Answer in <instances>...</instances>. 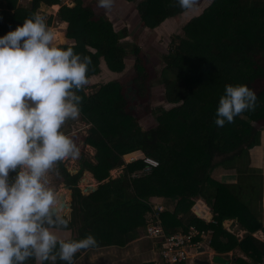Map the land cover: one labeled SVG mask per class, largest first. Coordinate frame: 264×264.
Returning a JSON list of instances; mask_svg holds the SVG:
<instances>
[{"label": "trees", "instance_id": "obj_1", "mask_svg": "<svg viewBox=\"0 0 264 264\" xmlns=\"http://www.w3.org/2000/svg\"><path fill=\"white\" fill-rule=\"evenodd\" d=\"M125 1L135 3L140 23L148 29L171 18L184 19L180 32L172 36V45L161 56L159 73L138 46L127 50L121 44L127 30H115L111 19L96 14L95 2L84 7L78 0L76 7L63 6L57 16L63 23L58 29L60 47H72L75 53L91 58L89 82L77 94L82 97L81 118L91 125L84 143L96 150L95 162L83 160L75 175L67 171L65 162L56 164L74 187V211L86 215L80 238L71 240L92 234L96 247H124L145 230L144 216L150 210L147 201L157 197L169 205L159 214L167 235L186 232L190 226L210 229V248L217 257L224 260L226 253L237 250L240 256L233 255V264H264V242L253 236L256 231L264 232L259 218L264 175L247 167L248 151L259 143L264 130V88L256 89V84L264 81V0H212L204 9V0H198L191 11L182 9L177 0ZM42 3L56 6L60 0H31L29 6L20 0H0V37L39 13ZM194 10L201 12L196 16L191 13ZM42 16L53 27V16ZM53 31L57 42L58 34ZM127 56L134 58L130 80L140 101H147L152 81L158 78L164 101L173 105L170 109L146 105L145 112L154 117L155 124L145 129L139 117L129 111L122 81L92 84L102 63L113 74L123 73ZM228 84L248 85L257 95V107L235 117L234 123L218 127L216 111ZM88 88L96 90L86 94ZM136 151L157 160L158 166L144 172L141 158L125 163L123 157ZM218 166L235 169L236 182L213 179L211 172ZM120 168L122 176L113 179L111 172ZM85 170L101 183L90 195H83L78 188ZM107 179L110 181L105 182ZM199 199L212 212V223L194 214L192 206ZM226 219L236 221L238 230L246 232L242 239L223 228ZM57 264L65 262L58 260Z\"/></svg>", "mask_w": 264, "mask_h": 264}, {"label": "clouds", "instance_id": "obj_2", "mask_svg": "<svg viewBox=\"0 0 264 264\" xmlns=\"http://www.w3.org/2000/svg\"><path fill=\"white\" fill-rule=\"evenodd\" d=\"M113 2L98 0V5L110 10ZM177 2L186 11L198 4ZM90 64V57L58 46L39 13L0 37V264H75L79 251L97 246L92 234L80 240L57 235L68 228L70 217L48 178L58 161L80 154L61 129L80 115L77 93L89 82ZM256 107L257 95L248 85L228 84L214 123L224 127Z\"/></svg>", "mask_w": 264, "mask_h": 264}, {"label": "rangeland", "instance_id": "obj_3", "mask_svg": "<svg viewBox=\"0 0 264 264\" xmlns=\"http://www.w3.org/2000/svg\"><path fill=\"white\" fill-rule=\"evenodd\" d=\"M92 1H94V0H90V2H92ZM96 1H98V0H96ZM211 1L212 0H204L201 4L202 9L207 7ZM27 3L28 2H26L25 4L27 6H29L30 3L29 4H27ZM97 12L104 13L109 19H111L115 30H121L123 27L127 30V33H128L127 38L121 40L120 41L121 44L123 46H125L127 48V50L132 48L131 47L132 45L138 46L141 49V53H142L143 58H145V60L149 64L150 63L153 64L157 73H159V70H160L159 68H161L163 66V64H161V56L164 55L166 53L168 47L172 45V36H174L175 34H178L180 32L181 27L184 24V19L171 18V19H168L167 21H165L163 24H161V26H158L154 29H148L147 27H144L140 23V18H139L138 12L136 10L135 3H127L124 0H114L113 6L110 10L100 8V10ZM42 13H44V12L41 9H39V14L42 15ZM199 14H200V12H198L196 14V16ZM57 23L58 22H54L53 25L55 28L59 29L60 24H57ZM124 63H125V69H124V72L121 74L109 73L107 68H106V65H104V63H102L101 74L96 76L97 78H101V79H98L99 82H97V83L92 82V84H94V83L98 84V85L99 84H105V83L113 81V80L122 81L123 88H124V96L129 102V111H133L135 113V115H137L139 117V124L141 125L142 128L145 129V128L151 127L155 124V120L151 114H148L145 112V106L150 105L152 108L162 107L165 109H170L173 107V105L166 103L164 101V99H163L164 88H163V85H161L158 82V80H157L158 78H156L152 81L153 85H152V88L149 92V98L146 99L147 101H145V102L140 101V99L136 95L135 89H133V87L131 86V80H130V77L134 74V72H133L134 58L131 56H127ZM96 88H97V86H96ZM96 88H88L86 90V94H91L92 92H94L96 90ZM262 88H264V81H261L258 84H256V89L259 90ZM90 128H91V125L86 124V122L82 120L81 115H79V117L75 120L68 119L65 122V124L62 126L61 130L65 134L70 135L72 137V139L74 140V142L77 144V146L81 147L82 146L81 144H84V140H83L84 137L89 136ZM80 147H79L80 154L77 158L68 157V158L64 159L68 163V165L74 164V160H76L75 161L76 166H80V164H82L83 160H91V161L94 160V157L96 155V150L94 148H92V147L89 148L85 144L83 146V149ZM82 153L84 154L83 159L81 158ZM142 156L143 155L140 154L138 156V159ZM129 157L126 158V160L129 159ZM93 162H95V160ZM221 167H223V166H221ZM120 170L122 171L121 168L116 169L114 171L115 175ZM49 174L52 177V179H51L52 182L51 181L50 182L54 185V187L59 192H61L63 184L65 182H62L63 178L59 177L60 173L57 169L55 170V166H54V169ZM121 174H122V172H121ZM10 176L14 177V175H12V174ZM82 176H84V175H82ZM213 177H217V176H215V173H213ZM82 180H83V178L80 179L78 186L84 185L81 183ZM82 188H84V187L82 186ZM82 194L83 195H90L91 193L85 194L82 190ZM147 205L149 207L156 205L158 208L161 209V211H159L157 214L158 219H159V214L161 212H163L166 208L168 209V206H169V205L165 204V201L163 200V198H157V197H152L149 200V202L147 201ZM73 207L76 208V202H74ZM72 214L74 216L73 218H74L75 222L71 220V222L69 224L74 225L75 229L72 231L73 234H70L71 235L70 239H73V238L78 239L81 236L82 228L86 227V222L84 219V217H86V215H80L79 213H77L75 211H73ZM150 214H151V210L146 212V214L144 216V219L146 222V226H145L146 228L149 225L148 220L150 219ZM88 217H90V216H88ZM228 227L229 226L227 225L226 230L228 229ZM146 228H145V230H146ZM145 230L140 234V237L138 239L139 242L141 243V245H142V243H145L148 241V240H145L146 238H144L146 236ZM229 230L230 231H228V230L227 231L234 234L238 239H242L244 236L239 232V230L237 232L233 231L232 229H229ZM258 238L264 242V238L262 236H259ZM151 242H154L156 247H157V242H158L157 240H154ZM204 244L209 247L210 246L209 240L206 239V241H204ZM133 247H135L134 243L129 244L124 249L126 250L127 253H130L132 251ZM143 249H145V246L143 247ZM92 251L93 250L90 251L91 254H92ZM84 252L85 251H82L81 255ZM235 253L238 256H240V254L237 252V250H232V251L226 253V255H224L225 256L224 258L227 259V261H228V263H225V264H233L232 259H233V255ZM93 254L95 256V260L92 263H91V259H90L91 257H87V256L85 257V259H87V258L89 259L87 261L88 264H105V261L103 262V260L101 259V257L105 254V249H102V250L98 249V250L94 251ZM128 255L131 256L130 254H128ZM138 260L139 259L133 260L131 257L130 261L124 262V261L120 260L116 264H139Z\"/></svg>", "mask_w": 264, "mask_h": 264}, {"label": "crops", "instance_id": "obj_4", "mask_svg": "<svg viewBox=\"0 0 264 264\" xmlns=\"http://www.w3.org/2000/svg\"><path fill=\"white\" fill-rule=\"evenodd\" d=\"M77 1L78 0H60V5H56V6H48V5L44 4V3H42L39 9H41L44 12V13H42V15H45V16H48V17L53 16L54 22H58V17L57 16L59 14V10L63 6H67L69 8H74V7L77 6ZM24 2L25 3L28 2L27 4H29L31 2V0H20V3L21 4H25ZM81 2H82V6H84V7L89 6L90 3L95 2V4H97L96 5V9H95L96 14H99V13L100 14H104V13H101L102 11L101 12H97L101 8L98 5V1L94 0V1L90 2V0H81ZM127 3H133V2H127ZM54 22H53V24H54ZM57 24H60V26H62L63 23L58 22ZM52 30H56V32L58 34V38H57V42L56 43L60 46V44H61L60 43V36H59L60 33H59L58 29L54 27V25L52 27ZM107 70H108V68H107ZM101 71H102V69H101ZM108 72L111 73L109 70H108ZM96 78L97 77H93L92 78V82L97 83V82H99L98 79H101V78H97V79ZM84 144H81L82 146L81 147L79 146V147L83 149ZM86 146H88V145H86ZM88 147L91 148V146H88ZM133 154H136L134 156L135 158H132L130 160H133V159L136 160L137 157L141 153L139 151H136V152H133L131 154L125 155L123 157V160L126 161V158H128L129 156H131ZM62 161L66 163L65 166H66V169H67V171L69 173L73 171V174L70 173L71 175L77 174L80 171L81 167H82L80 163H79L80 166H76L75 165V161L76 160H74V164H71V165H68V163L65 160H62ZM247 162H248L247 167L251 171H255V172L260 173L261 175H264V130H262L260 132L259 143L248 151ZM56 167L57 166L55 165V170H56ZM86 172L87 171L85 170L83 172V175ZM121 172H122L121 170L118 171L116 173V175L114 173V176H117L118 177L121 174ZM213 173H215V176H217V177H213ZM60 175H59V177H62L63 178L62 182H65L66 184L71 185L70 182H69V180H67V178L63 177V175H61V176ZM89 175H90L91 180H93L95 182V186H97V188H99V186H100L101 183L98 182L94 178V176H93L92 173L89 172ZM211 175H212L211 177H213L215 180H217L219 182H222V183H226V184H233L237 180V172L235 171V169H228V168L221 167V166L215 167L212 170ZM48 178L51 181L52 177L50 176V174H49V177ZM82 178H84V176H82L81 179ZM52 186H54V185L52 184ZM82 186H79V187H82ZM262 186H263V188H262V201L260 203L261 210H260V217L259 218L261 219V224L264 227V181L262 183ZM57 192H58V194L60 193L58 190H57ZM199 200H201V199H199ZM202 203H203V201H202ZM203 204H205V203H203ZM73 211L71 213H69V217L71 218L70 219V222H71V220L75 222V220L73 218L74 216L72 214ZM193 212H194V210H193ZM212 222H213V219L209 223H212ZM205 223H207V222H205ZM227 225L229 226L228 229H227L228 231H230L229 229H232L235 232L238 231V225H237V222L236 221H232L231 224L230 223L226 224L225 227L223 226V228L225 230L227 228ZM74 229H75L74 228V225L69 224L67 229L58 231L57 232V235L60 236L61 238L65 239V240H69L70 237H71L70 234H73L72 231ZM201 231L204 232L203 235H201L199 237V240L202 243V245H201L202 251L201 252L197 251V253H194V252L190 251V253H189L190 259L188 260L187 264H192L193 259H196V258H199V259H202V260H209L211 262V264H212V259L214 257H217V255H218L213 249L210 248V246L208 247V246H206L204 244V241H206V239H208L209 240V245H210V235H211L212 231L210 229L201 230ZM239 232L242 235H244L246 233L244 230H239ZM253 236L255 238H257V239H259L258 238L259 236H262L264 238V232L262 230L256 231L253 234ZM138 239H139V237H138ZM138 239L133 240L132 242L128 243L124 247H118V246H114L113 245V246H102V247L100 246V247L89 248V250L87 249V251L84 250L85 252L82 253V255H80L78 257V259L75 261V264H88L87 261L89 259L88 258L85 259L86 256L87 257H91L90 259H91V263H92L95 260V256H94L93 252L96 251V250H98V249L99 250L105 249V254L101 257V259L103 260V262L105 261V264H116L120 260H122L124 262H127V261H130L131 257H132L133 260L139 259L138 260L139 261V264H142L144 262H152V263H155L156 260H158V250H157V247H156L155 243L154 242H151V241H148V242L142 243V245H143L142 246ZM132 243L135 244V247H133V249H132V251L130 253H127L124 248L127 247L129 244H132ZM144 246H145V249H143ZM90 249L93 250L92 251V254L90 253V251H91ZM128 254H130L131 256H129Z\"/></svg>", "mask_w": 264, "mask_h": 264}, {"label": "built area", "instance_id": "obj_5", "mask_svg": "<svg viewBox=\"0 0 264 264\" xmlns=\"http://www.w3.org/2000/svg\"><path fill=\"white\" fill-rule=\"evenodd\" d=\"M141 159L145 163L144 172L150 171L151 168L157 167L159 164L154 158L142 156ZM17 171H19V169H17ZM13 175L15 176L16 172H14ZM150 210L149 225L145 230L146 236L144 238L158 241V260H156L155 264H187L190 259V251L197 253L199 248H201L202 243L199 237L203 235L204 232L197 229L195 226H190L186 232L167 235L163 231L157 217L161 209L155 205L151 206Z\"/></svg>", "mask_w": 264, "mask_h": 264}, {"label": "water", "instance_id": "obj_6", "mask_svg": "<svg viewBox=\"0 0 264 264\" xmlns=\"http://www.w3.org/2000/svg\"><path fill=\"white\" fill-rule=\"evenodd\" d=\"M201 12L200 10H194L191 13H198ZM195 14V15H196ZM71 174H73V171L70 172ZM111 177L114 179L117 176H114V172H111ZM119 176H122V174H120ZM110 179H107L106 182H109ZM82 184H84V188L81 187V189L83 190V192L86 193H94L95 191L98 190L97 186H95V182L93 180H91L89 172L87 171L84 174V178L81 181ZM73 186L72 185H68L66 183L63 184L62 187V191L59 193V196L62 198L64 205H65V212L67 214V216L69 217V213H71L73 211V201H74V196H73V190H72ZM192 209L194 210V214L196 215L197 218L203 220L204 222H211L213 219V214L212 212L209 210V207L205 204L202 203L201 200H198L193 206ZM233 220H224L223 221V226L225 227L226 224L228 223H232ZM199 252L202 251V248H200L198 250ZM223 264L224 260L222 258L219 257H214L212 259V264ZM193 264H211V262L209 260H202L199 258H196L193 260Z\"/></svg>", "mask_w": 264, "mask_h": 264}, {"label": "flooded vegetation", "instance_id": "obj_7", "mask_svg": "<svg viewBox=\"0 0 264 264\" xmlns=\"http://www.w3.org/2000/svg\"><path fill=\"white\" fill-rule=\"evenodd\" d=\"M73 196H74V202H75V198H76V197H75V191H74V189H73Z\"/></svg>", "mask_w": 264, "mask_h": 264}]
</instances>
